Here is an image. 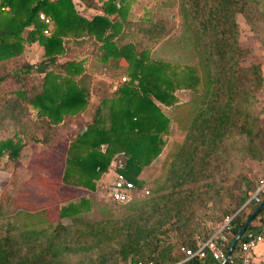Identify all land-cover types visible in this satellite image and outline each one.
Returning <instances> with one entry per match:
<instances>
[{
	"label": "trees",
	"instance_id": "16d2710c",
	"mask_svg": "<svg viewBox=\"0 0 264 264\" xmlns=\"http://www.w3.org/2000/svg\"><path fill=\"white\" fill-rule=\"evenodd\" d=\"M83 1L102 13L87 16L74 0H0V85L10 76L17 78L14 102L25 109L35 108V129L48 128L43 138L35 133V141L46 143L53 135L67 138L66 155L59 161L46 162L44 150L35 154V185L45 194L62 182L93 190L95 179L123 151L124 166L119 172L138 188L146 187L148 180L139 175L162 153L172 122L185 130V137L168 161L164 184L153 196L126 202L118 217L84 220L81 213L91 209L85 196L59 204L58 219L42 211H21L23 223L18 224L5 210L0 264H70L66 259L73 253L81 264L86 259L82 251L102 261L115 256L123 264L127 260L177 261L184 257L181 246L195 247L197 240L189 236L176 247L170 233L187 226L198 210L221 167L229 137L245 134L252 142L262 131L252 105L264 92V72L258 62L245 64L248 49L239 40V15L249 21L257 19L264 0H179L196 65L151 58L153 48L168 37L171 22L156 17L131 20L129 7L134 0ZM42 12L52 20L50 34L45 33L49 25L40 18ZM35 41L43 46L45 57L32 64L23 52L26 42ZM71 41L97 46L95 60L105 69L122 70L126 80L114 90L110 82L101 81L93 102L86 58L59 61ZM33 72L42 80L35 88L27 87ZM180 88L195 92L190 101L176 105L174 92ZM154 98L174 105L171 113H164ZM87 110L93 111L84 120L85 131L83 126L68 127L73 117L86 115ZM60 128L65 131L56 135ZM22 147L17 136L2 138L0 158L15 160ZM247 195L232 201L220 218L221 222L234 215L229 240L218 241L225 252L264 202L263 192L259 202L243 206ZM5 197L9 207L12 194ZM263 225L264 208L246 230L258 233ZM25 240L31 244L22 253ZM237 249L238 245L233 253ZM185 264L221 263L209 254L192 257Z\"/></svg>",
	"mask_w": 264,
	"mask_h": 264
},
{
	"label": "rangeland",
	"instance_id": "374dc122",
	"mask_svg": "<svg viewBox=\"0 0 264 264\" xmlns=\"http://www.w3.org/2000/svg\"><path fill=\"white\" fill-rule=\"evenodd\" d=\"M74 1L78 10L83 14L95 15L96 11L88 10L83 0ZM129 8L131 20L156 17L171 22L168 37L161 41L163 46L159 47L154 52L155 54L152 53L153 55L166 56L169 59H183L189 64H197V56L192 44L188 42L190 33L183 22L179 0H134L130 3ZM260 9L262 10L260 16L253 21L239 15V40L241 45L248 49L245 64L258 62L262 65L264 72V6H261ZM170 15L172 16L170 17ZM77 42L68 43L65 52L59 57V61L86 58V62H89L87 69L94 74L88 73L91 76L88 86L93 96L92 101L95 102L98 95L97 89L101 87L100 82L108 83L109 81L95 75L96 72L101 74L103 70L95 60L99 55L97 46L91 42L86 44ZM23 56L28 62L35 64L44 59V48L38 41L26 42ZM119 72L121 73L122 70ZM16 79L10 76L0 85V139L17 136L23 141L19 158L15 160L8 156L0 158V234L6 228L4 218L7 209L10 210L12 221L18 224L23 223L24 215L19 213L21 211L33 214L42 211L45 216L49 214L51 216L49 218L58 219L60 218L59 214L55 211L59 204H66L70 200H80L84 195H88L87 198L91 201V209L80 215L84 220L92 222L103 218L118 217L123 212L126 203L120 204L107 199L103 190L104 186L97 192H88L84 195L79 191H74L68 185H60L55 191L51 189L48 194L43 193L42 189L35 186V154L44 150L46 152L44 160L55 163L65 156L67 138H58L53 135L54 139L46 143L35 141V133L43 138L48 128L35 129V120H37L35 108L29 105L25 109L21 104L14 102L15 91L19 87ZM41 80L42 76L33 72L27 82V87L35 88V84ZM252 108L258 115L262 127L260 135L252 142L245 134L233 133L229 137L227 147L222 153L221 167L216 170L212 185L203 195L198 210L190 218L187 226L170 233V242L174 243L176 247L184 244L189 236L201 238L208 232L211 234L214 226L220 223V218L225 214V209L230 206L229 204L244 194H248V198L249 192L264 180V92L254 101ZM92 111L88 110L86 113L89 118V112ZM79 117L75 120L76 126H79L81 121L82 117L80 119ZM67 125L69 124L67 123ZM64 131L65 128H60V131L56 130L55 134L58 135ZM47 134L50 132L48 131ZM184 137L185 130L179 129L174 124L162 153L142 173L143 177L141 178L148 180L147 186L145 189L137 188L130 201L153 196L156 190L164 184L168 161L183 142ZM9 193L12 194L13 201L8 207L5 196ZM63 220L66 223L71 222V218ZM30 244L28 240H25L21 246V252L25 253ZM82 253L85 254L82 258L86 259L81 264H123V260L115 256L102 261L96 257V254H88L85 251ZM91 255L93 258L90 259ZM66 262L79 264V258L73 253L68 256Z\"/></svg>",
	"mask_w": 264,
	"mask_h": 264
},
{
	"label": "built area",
	"instance_id": "2783aa9c",
	"mask_svg": "<svg viewBox=\"0 0 264 264\" xmlns=\"http://www.w3.org/2000/svg\"><path fill=\"white\" fill-rule=\"evenodd\" d=\"M40 18L45 21L49 27L45 29L46 34H50L52 20L45 13L40 14ZM126 80V77L122 78ZM117 88V85L115 86ZM106 144H101V150L104 151ZM112 166L117 172L116 179L113 182L106 184L103 187L107 199L116 203H126L131 200L133 192L138 188L132 181L125 178L119 169L124 166V155H116L112 159ZM145 189V186L142 187ZM264 192V180L251 192L245 201L244 205L251 202H259L261 200L260 194ZM234 215L225 217L220 223L214 226L212 233L207 237L197 239L195 247L181 246L180 250L184 257L174 262H163L151 259L146 263H135L128 261L126 264H185L186 261L192 257L204 258L211 254L220 263L225 259L227 252L223 251L218 241L223 243L229 240L231 231V221ZM264 239V225L263 229L256 233L253 230H246L238 242V249L232 252L227 264H255V255L257 248ZM235 250V249H234Z\"/></svg>",
	"mask_w": 264,
	"mask_h": 264
},
{
	"label": "crops",
	"instance_id": "0c3cea01",
	"mask_svg": "<svg viewBox=\"0 0 264 264\" xmlns=\"http://www.w3.org/2000/svg\"><path fill=\"white\" fill-rule=\"evenodd\" d=\"M86 8H88V10H94L96 11L95 14L97 13H102L101 10H98V9H94V8H90V7H87L85 5ZM163 44L162 42H160L159 44H157L152 52H151V58H154V59H165V60H169V61H177V62H181V63H186V64H189L188 61H185L183 59H169L167 58L166 56H158V55H153L152 53L156 52V50L159 48V47H162ZM155 54V53H154ZM100 64V68H102L103 70L101 71V74L100 72H96L97 76L99 77H103V78H106L108 79V81L112 84V89H116L115 86L123 83L125 80H123L122 78L123 77H127L125 75V73L123 74L122 72L120 73L118 70H110V69H105L102 67V64L100 62H98ZM89 65V62H86L84 63V66H85V72L86 73H89L91 75H94L93 73L89 72L88 69H87V66ZM109 70V71H108ZM194 90L193 89H188V88H180V89H177L174 94L175 96L177 97V101H176V105L177 104H181V103H184V102H187V101H190L193 97V94H194ZM154 100L156 101V103L160 106V108L162 109V111L166 114H169L171 113L174 105H166L165 103L157 100L154 98ZM88 111V110H87ZM83 119H82V118ZM81 118V121L79 123V126H83V131L86 130L87 126L85 125L84 123V120L85 119H89L88 117V114L85 115L84 114H81L79 119ZM78 119V117H73V119L71 120V122L69 123V126L68 127H71V128H76L78 126L75 125V120ZM175 123L172 122L171 123V129H172V126L174 125ZM102 144H105V143H102ZM120 154H123L124 155V152H119L117 153L116 155H120ZM66 155V154H65ZM115 155V156H116ZM114 156V157H115ZM144 169L141 171L140 173V177H143L142 176V173H143ZM116 176H117V172L115 171V169L113 168L112 166V161H111V164H110V167L108 169V171H106L105 173H103L101 175L100 178L98 179H95V187L93 190H86V189H83L81 187H77V186H74V185H69L65 182H62L61 185H68L69 187H71L74 191H79L81 192L83 195L84 194H88V192H94V191H98L100 188L102 189L103 186H105L106 184L110 183V182H113L115 179H116ZM37 186V185H35ZM60 187V186H59ZM70 188V189H71ZM85 197H87L88 195H84ZM199 238V237H198ZM196 238V240L198 239ZM262 262H264V239L261 241V243L259 244L258 248H257V251H256V255H255V264H262Z\"/></svg>",
	"mask_w": 264,
	"mask_h": 264
},
{
	"label": "water",
	"instance_id": "95a60500",
	"mask_svg": "<svg viewBox=\"0 0 264 264\" xmlns=\"http://www.w3.org/2000/svg\"><path fill=\"white\" fill-rule=\"evenodd\" d=\"M264 208V202L257 208V210L248 218V220L246 221V223L244 224L243 228L241 229V231L237 234L236 238L233 240L225 259L221 262V264H227L229 257L231 256L232 252L234 251V249L236 248L239 240L241 239L243 233L246 231L248 225L253 221V219L255 218V216Z\"/></svg>",
	"mask_w": 264,
	"mask_h": 264
}]
</instances>
